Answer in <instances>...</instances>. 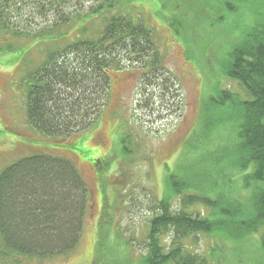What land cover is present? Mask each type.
Returning <instances> with one entry per match:
<instances>
[{"label": "trees", "instance_id": "trees-1", "mask_svg": "<svg viewBox=\"0 0 264 264\" xmlns=\"http://www.w3.org/2000/svg\"><path fill=\"white\" fill-rule=\"evenodd\" d=\"M135 1L0 0V32L30 39L20 51L64 39L47 49L24 80L27 121L34 130L65 138L93 126L110 95L111 73L130 64L142 69L146 85L160 89L157 95L149 92L148 101L168 91L152 29L129 11ZM217 1L232 8L229 0ZM250 1L257 22L230 46L221 65L246 96L219 89L205 102L199 136L207 148L198 150L200 166L190 170L189 179L167 175V194L157 200L148 231L145 264H210L205 255L182 247V238L197 233L242 239L260 232L264 253V0ZM27 2L28 27H13L11 16L20 15ZM35 16L47 22L38 25ZM129 136L126 132L121 140L123 154L129 152ZM242 190L249 194L241 197ZM176 195L180 206L172 208ZM90 201L89 186L70 159L41 151L16 159L0 171V257L45 259L71 252ZM194 203L207 214L187 211ZM168 232L165 246L160 239Z\"/></svg>", "mask_w": 264, "mask_h": 264}, {"label": "rangeland", "instance_id": "rangeland-1", "mask_svg": "<svg viewBox=\"0 0 264 264\" xmlns=\"http://www.w3.org/2000/svg\"><path fill=\"white\" fill-rule=\"evenodd\" d=\"M229 1L232 8L217 0H136L130 5L132 15L139 13L152 29L168 91L163 89V97L148 101V93L157 95L160 89L141 80L142 69L130 64L114 71L98 121L65 138L46 136L28 124L24 82L47 49L64 39L20 51L29 38L0 32V171L35 152L60 155L79 168L91 199L81 238L71 252L45 259L1 256L0 264H145L148 231L157 200L167 194V175L172 171L189 179L190 170L200 166L195 159L198 150L207 148L199 136L205 102L219 89L246 96L236 80L223 74L221 65L230 46L257 22V14L250 0ZM29 2L20 15L11 16L13 27H28L23 17ZM34 21L47 22L39 16ZM7 44L13 50H6ZM126 132L129 152L123 154L121 140ZM238 178L236 185L241 183ZM248 194V190L240 192L241 197ZM177 196H172V208L180 206ZM187 211L207 214L200 203ZM225 235L197 233L181 243L184 249L205 255L210 264H259L264 259L260 232L242 239ZM160 240L167 246L170 232Z\"/></svg>", "mask_w": 264, "mask_h": 264}]
</instances>
